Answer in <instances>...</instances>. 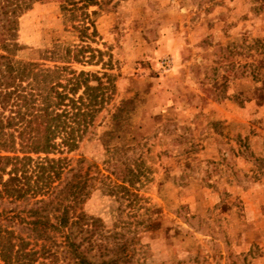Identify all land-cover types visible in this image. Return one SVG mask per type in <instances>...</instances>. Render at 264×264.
Returning a JSON list of instances; mask_svg holds the SVG:
<instances>
[{
    "label": "rangeland",
    "instance_id": "obj_1",
    "mask_svg": "<svg viewBox=\"0 0 264 264\" xmlns=\"http://www.w3.org/2000/svg\"><path fill=\"white\" fill-rule=\"evenodd\" d=\"M14 1L3 43L16 59L45 52L51 67L88 46L56 65L114 86L93 134L62 155L93 178L80 206L101 221L90 262L124 245L114 264H264V0H97L83 22L64 0ZM121 101L126 131L107 152L101 136ZM39 244L19 263L51 264ZM53 249L54 264H73Z\"/></svg>",
    "mask_w": 264,
    "mask_h": 264
},
{
    "label": "trees",
    "instance_id": "obj_2",
    "mask_svg": "<svg viewBox=\"0 0 264 264\" xmlns=\"http://www.w3.org/2000/svg\"><path fill=\"white\" fill-rule=\"evenodd\" d=\"M64 1L68 6L62 9L82 22L88 21L85 10L98 4L97 0ZM19 11L14 0H0V263L21 264L26 247L40 242L37 251L51 264L57 261L53 248L60 246L71 263L92 264L87 254L100 237L101 221L84 214L80 206L90 195L93 178L70 167L62 155L93 134L94 121L111 101L114 86L108 77L102 81L56 65L80 62L91 51L88 46L68 49L63 56L55 54L51 67L42 63L49 57L45 52L41 62L16 59L15 46L7 48L3 41L16 30ZM127 102L121 101L114 109L110 126L102 133L107 152H112V139L124 138ZM120 174L121 180L133 177L128 169ZM110 187L126 189L116 184ZM116 251L102 263L114 264L126 257L124 245Z\"/></svg>",
    "mask_w": 264,
    "mask_h": 264
}]
</instances>
